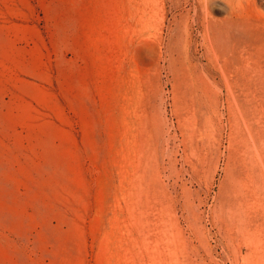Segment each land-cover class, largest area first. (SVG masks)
Instances as JSON below:
<instances>
[{"label":"rangeland","instance_id":"obj_1","mask_svg":"<svg viewBox=\"0 0 264 264\" xmlns=\"http://www.w3.org/2000/svg\"><path fill=\"white\" fill-rule=\"evenodd\" d=\"M0 264H264V0H0Z\"/></svg>","mask_w":264,"mask_h":264}]
</instances>
